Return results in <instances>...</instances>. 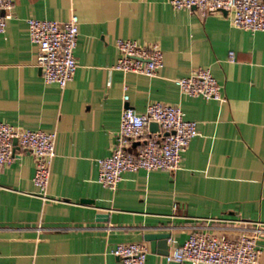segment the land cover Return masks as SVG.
I'll use <instances>...</instances> for the list:
<instances>
[{
	"label": "crops",
	"instance_id": "crops-1",
	"mask_svg": "<svg viewBox=\"0 0 264 264\" xmlns=\"http://www.w3.org/2000/svg\"><path fill=\"white\" fill-rule=\"evenodd\" d=\"M9 13L0 33V120L56 132L47 187L55 201L35 196L33 156L14 149L0 176V264H119L112 250L128 241L148 246L145 264H170L144 235L169 233L170 251L192 231L235 236L221 220L264 228L263 31L233 27L225 11L202 18L169 0H12ZM71 13L79 21L76 70L60 89L42 79L26 19L62 22ZM117 39L157 42V75L113 69ZM199 67L221 85L222 100L180 91L174 80ZM123 85L127 107L178 105L197 133L176 171L126 172L112 191L98 182L97 159L115 143ZM259 243L264 264V232Z\"/></svg>",
	"mask_w": 264,
	"mask_h": 264
},
{
	"label": "built area",
	"instance_id": "built-area-1",
	"mask_svg": "<svg viewBox=\"0 0 264 264\" xmlns=\"http://www.w3.org/2000/svg\"><path fill=\"white\" fill-rule=\"evenodd\" d=\"M174 9L196 11L200 17L225 11L233 27L264 32L263 0H169ZM12 0H0V33L10 17ZM29 39L38 48L36 63L46 84L63 89L76 70L74 50L77 45L78 16L71 13L65 21L37 18L26 19ZM118 57L113 69L122 73H137L148 77L157 75L163 64V52L157 42L143 45L136 40L117 39ZM233 53L230 52L231 56ZM180 91L188 96L222 100L221 85L209 68L199 67L185 77L174 80ZM123 107L115 143L108 156L97 159L98 182L114 191L126 172L163 170L174 172L180 167L182 155L196 135L195 121L186 120L178 105L150 102L142 113L126 106L127 86L123 85ZM158 130L150 131V123ZM16 149L29 151L34 160L32 183L38 198L55 201L47 195L50 164L55 154V131L29 130L14 127L0 120V176L2 169L14 156ZM139 142L135 151L129 150ZM3 187L0 185V189ZM234 225L235 236L192 231L183 242L165 255L167 262L190 264H258L264 232L259 222L243 219L221 220ZM148 246L139 242H119L112 250L119 264H145Z\"/></svg>",
	"mask_w": 264,
	"mask_h": 264
},
{
	"label": "water",
	"instance_id": "water-1",
	"mask_svg": "<svg viewBox=\"0 0 264 264\" xmlns=\"http://www.w3.org/2000/svg\"><path fill=\"white\" fill-rule=\"evenodd\" d=\"M264 1V0H263ZM149 130L150 131H157L158 127L157 124L152 122L149 125ZM16 139L13 140V145H14V149H16ZM139 142H134L133 146L138 145ZM108 215H102L99 214L97 215V218L99 220H106V218H108ZM110 218L112 220V222H115V215L112 214L110 215ZM170 235L169 233H149L144 235V240L149 242V246H150V250L154 253H158L161 255H167L169 252V246H168V239H169ZM170 264H180L177 262H170Z\"/></svg>",
	"mask_w": 264,
	"mask_h": 264
}]
</instances>
